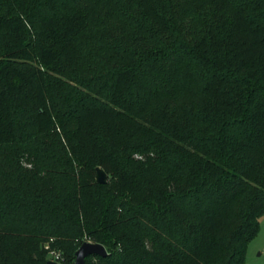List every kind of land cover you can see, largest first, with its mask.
Returning <instances> with one entry per match:
<instances>
[{
  "label": "trees",
  "instance_id": "obj_1",
  "mask_svg": "<svg viewBox=\"0 0 264 264\" xmlns=\"http://www.w3.org/2000/svg\"><path fill=\"white\" fill-rule=\"evenodd\" d=\"M263 216L264 0H0V264H246Z\"/></svg>",
  "mask_w": 264,
  "mask_h": 264
},
{
  "label": "water",
  "instance_id": "obj_2",
  "mask_svg": "<svg viewBox=\"0 0 264 264\" xmlns=\"http://www.w3.org/2000/svg\"><path fill=\"white\" fill-rule=\"evenodd\" d=\"M97 172V182L99 184H105L109 180V174L104 171L102 167L96 168ZM76 261L75 264H86V259L92 255H100L102 257H107L109 254L105 246L97 242L85 241L82 243L79 248L76 250ZM46 264H60L53 260H48ZM63 264V263H61Z\"/></svg>",
  "mask_w": 264,
  "mask_h": 264
},
{
  "label": "rangeland",
  "instance_id": "obj_3",
  "mask_svg": "<svg viewBox=\"0 0 264 264\" xmlns=\"http://www.w3.org/2000/svg\"><path fill=\"white\" fill-rule=\"evenodd\" d=\"M70 85L78 87L77 84L73 81L70 82ZM135 156L141 158V156H139L138 154H136ZM261 230L262 232L260 231L261 233L259 234V238L249 245L250 250H248L247 252L245 261L246 264H264V216L262 218ZM52 248L56 249L57 247ZM48 260H50V254H48Z\"/></svg>",
  "mask_w": 264,
  "mask_h": 264
},
{
  "label": "built area",
  "instance_id": "obj_4",
  "mask_svg": "<svg viewBox=\"0 0 264 264\" xmlns=\"http://www.w3.org/2000/svg\"><path fill=\"white\" fill-rule=\"evenodd\" d=\"M51 241H54L53 239H51ZM47 249H49V254H50V260L56 261L58 263H63V253L59 250H56L54 248L51 247V244H47Z\"/></svg>",
  "mask_w": 264,
  "mask_h": 264
},
{
  "label": "crops",
  "instance_id": "obj_5",
  "mask_svg": "<svg viewBox=\"0 0 264 264\" xmlns=\"http://www.w3.org/2000/svg\"><path fill=\"white\" fill-rule=\"evenodd\" d=\"M262 218H263V217H262ZM261 227H262V219H261ZM260 230H261V228H260ZM261 232H262V230H261ZM261 232H260V233H261ZM260 233H259V234H260ZM258 238H259V235H258L253 241H251L250 244H251L252 242L256 241V239H258ZM250 244H249V245H250ZM263 246H264V244H263ZM249 247H250V246H249ZM248 250H250V248H249Z\"/></svg>",
  "mask_w": 264,
  "mask_h": 264
}]
</instances>
